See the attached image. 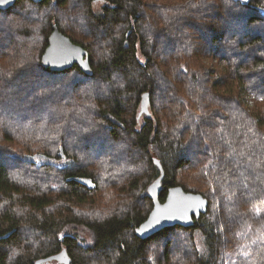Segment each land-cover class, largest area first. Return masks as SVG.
<instances>
[{"label": "trees", "instance_id": "1", "mask_svg": "<svg viewBox=\"0 0 264 264\" xmlns=\"http://www.w3.org/2000/svg\"><path fill=\"white\" fill-rule=\"evenodd\" d=\"M67 1L18 0L0 11L4 27L12 15L26 23L17 33L0 30V60L11 66L2 70L16 76L14 83L3 72L0 78V97L10 96L0 114V148H9L0 157L13 164L0 158V264H36L57 254L69 264H264V34L255 32L264 27V0H176L174 10L163 0H77L88 40L46 15L38 18L40 47L26 50L21 41L35 33L28 12L48 14ZM164 8L170 19L160 15ZM216 19L227 22L225 30L210 24ZM53 25L86 51L87 72L44 68ZM205 29L206 46L198 44ZM193 30L197 36H188ZM162 36L184 41L160 44ZM201 55L215 56L216 64L208 67ZM3 83L28 94L11 96ZM243 94L252 97L250 108ZM110 141L126 148L106 159L99 175L77 164L78 144L102 153ZM106 173L114 180L108 191ZM159 178L161 202L179 186L203 196L207 212L193 227L141 240L134 230L152 210L147 188ZM70 225L87 228L93 245L61 236ZM160 242L155 259L151 245Z\"/></svg>", "mask_w": 264, "mask_h": 264}, {"label": "rangeland", "instance_id": "2", "mask_svg": "<svg viewBox=\"0 0 264 264\" xmlns=\"http://www.w3.org/2000/svg\"><path fill=\"white\" fill-rule=\"evenodd\" d=\"M77 0H68L67 1V4L66 6L64 7V9H60L58 11H51V13L48 12L47 14V11H41L40 14L37 12L36 14L35 13H31V12H28L29 14H32L31 16L34 17L33 20H30L29 21V24L30 26L33 28V30L35 31V33L33 34L32 31L29 33V38L31 37V39H25V40H22L21 43L25 46V49L26 50H32L34 48H39L41 43H42V40H43V34L41 35V33H43V31L41 30V27H42V23L39 22L38 18H44L46 15L50 16L51 18V22L52 23H55V21L57 22V24L59 23V27L64 31L70 33L72 35V37L76 38V39H85V40H88L86 39V36L85 34H81L83 32H85L84 30V16H85V13L83 11V8L81 6H77V3H76ZM165 5L167 4L170 8V10H174V9H171V7H173V5L175 4L177 6H179V4L176 2V0H163ZM22 9V8H21ZM100 9H101V4L100 2L98 1H95L94 2V6H93V12L98 14L100 13ZM177 9V8H175ZM168 9L164 8V10L160 13V15H164L166 19H170L172 17V13H168L167 11ZM179 10V9H178ZM27 9H24L23 10V14H27ZM37 15V16H36ZM80 19H79V17ZM202 17H204V15H202ZM48 18V17H47ZM205 18V17H204ZM209 18V17H208ZM4 22V20H3ZM6 25L5 27L0 24V30L3 28L5 29L6 33L8 34H11L12 32H15L17 33V31L21 30V29H24L23 27H25L26 23L21 19L19 20V15H12V16H8L6 18ZM78 22H79V25H78ZM201 21H199L196 25V27L199 25ZM217 22V23H216ZM226 21H223V23H221V21H218V19H216V21L214 23H210V24H214V26L218 29H222V30H225L226 29ZM237 24V23H236ZM222 25V26H221ZM218 26V27H217ZM221 27V28H219ZM41 30V31H40ZM256 33L258 34H264V27H260V28H256L255 29ZM195 30H193L192 32H188V36L192 37V36H197V32H194ZM207 31L208 29L206 30H200L198 32V34H200V38L198 37V44H203L206 46V43L210 41L208 35H207ZM11 32V33H10ZM194 33V34H193ZM39 34L41 36H39ZM212 35V34H211ZM33 36L34 37H37L36 38V41H34L33 39ZM214 37V36H212ZM69 38V37H68ZM212 39V38H211ZM157 41H160V44L162 41H184L183 38L181 37H178V36H175L171 39H168V36H162V38H158ZM34 42V45H32V43ZM82 42H86L88 43L89 41H82ZM85 43V44H86ZM170 46H166L164 47V50L166 52L167 51H171L170 49ZM98 54H101L100 50L98 49L97 50ZM168 52V53H169ZM211 55L210 58L211 59H206L205 56L201 55V57H203V59H199L200 62H203L205 63V65H207L208 67H210L209 65H215L216 64V60H215V56ZM10 59H7V58H2L0 60V74H2L0 76L3 77L4 76V72L2 70V68L5 70L6 67H11V66H6L8 65V62ZM208 64H207V63ZM34 64V60L32 59V61L30 62V64ZM4 74H3V73ZM6 76V80H11L13 79L14 77H16L15 75L13 74H5ZM11 83H14V80H11ZM6 83H3L1 84L5 89H10V93H11V96H14V94H16L17 96H19V93H21L20 89H21V85L18 84L16 87H12L11 84H6ZM90 88V87H89ZM6 90V92H9V90ZM22 95H27L28 93L24 94V93H21ZM243 95H246L244 99H246V104L248 105V107L250 108L252 106V103H250L249 101L251 100V96H248L247 94H243ZM9 95H2V97H0V114L3 110V108L5 110H9L8 107H10V103L8 102V99H9ZM140 119L139 121L143 118V115H140L139 116ZM2 125V122L0 121V126ZM7 131H9L10 129H6ZM2 129H0V138H3V135H2ZM11 133V131H9ZM45 133L47 134L48 133V130L45 131ZM83 135L81 134H77L76 135V139L81 137ZM85 136V135H84ZM81 144H78L79 146V155L77 157V164L79 165H82L84 166V168H86L87 170L93 172L95 175H99V170H100V166L105 162L106 159H108L110 156L112 155H117V154H120L125 150V144L121 143V142H117V143H111V141L108 143V146L106 148H104V152L102 153H98L101 152V150H98L95 148V145L94 146H90V148H86V150L84 149V144H82V146H80ZM62 147V146H60ZM86 147V146H85ZM9 148V147H8ZM6 147H1L0 148V151H4L6 149H8ZM10 148L13 150V151H19L17 147H14V146H10ZM60 149V148H59ZM96 154H99L101 155V159H98L99 158L97 156V158L95 157ZM15 156V155H14ZM1 158V157H0ZM5 159L1 158L2 161H4L5 163L7 162V165L9 166H12V162L9 161L11 160L10 156H5L4 157ZM38 161V160H37ZM40 162V160H39ZM53 164L57 165V166H62L65 164L64 161H56V162H52ZM12 168V167H11ZM15 171H18L16 169H13L11 170V173L14 175V172ZM30 174L31 175H34V173H39L41 172V170H30ZM104 179H107L110 183H104V190L105 191H108L109 188H111L110 186H113L114 185V180L112 181V177L111 175H109L108 173H106L104 176H103ZM103 180V179H101ZM53 187V185H52ZM101 201L102 202H105V197H104V191L102 192V197H101ZM88 208L84 207L82 208V213H85V214H88L90 215L89 211H87ZM80 211V209L78 210ZM61 236H71V237H75L78 242L83 245L84 247H88V246H92L94 241H93V236H92V233L87 229L85 228L84 226H80V225H70V226H67L66 228H64L61 232ZM195 243H196V246H197V249L199 252H201L202 254L206 253V242H205V239L203 237V235L199 232V231H196L195 233ZM152 247V251H156L154 253V257L155 259H157V254H158V250H161L162 247H163V243L160 242L159 244H153L151 245Z\"/></svg>", "mask_w": 264, "mask_h": 264}, {"label": "water", "instance_id": "3", "mask_svg": "<svg viewBox=\"0 0 264 264\" xmlns=\"http://www.w3.org/2000/svg\"><path fill=\"white\" fill-rule=\"evenodd\" d=\"M18 0H0V11H6L14 6ZM40 3L43 0H29ZM44 68L51 72H64L73 66H78L82 71H88L87 53L79 45L74 44L70 38L60 32L53 25L48 37V46L42 57ZM62 149H60V155ZM30 158H24V161ZM32 160V159H31ZM160 179L148 186V197L152 202V210L147 218L135 228V235L145 240L154 234L170 227H193L194 221L207 212L208 201L197 193H189L181 187L175 186L167 190L165 200L160 201ZM80 182L89 185L90 181ZM37 262L36 264H39Z\"/></svg>", "mask_w": 264, "mask_h": 264}, {"label": "flooded vegetation", "instance_id": "4", "mask_svg": "<svg viewBox=\"0 0 264 264\" xmlns=\"http://www.w3.org/2000/svg\"><path fill=\"white\" fill-rule=\"evenodd\" d=\"M39 264H69V261L63 254H57L56 256L40 261Z\"/></svg>", "mask_w": 264, "mask_h": 264}]
</instances>
